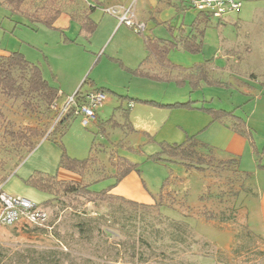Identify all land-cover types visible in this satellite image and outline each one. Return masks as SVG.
Here are the masks:
<instances>
[{
  "label": "rangeland",
  "instance_id": "374dc122",
  "mask_svg": "<svg viewBox=\"0 0 264 264\" xmlns=\"http://www.w3.org/2000/svg\"><path fill=\"white\" fill-rule=\"evenodd\" d=\"M113 2L74 0L64 5V13L57 23L62 31L42 25L35 28L37 25L28 19L12 16L0 5V55L22 52L29 61L40 66L43 77L52 86L64 92L61 101L80 88L83 93L104 88L107 96L96 119L104 122V130L95 124L96 120L85 126L82 116H73L65 126L58 125L56 135L48 138L51 121L42 114L25 110L20 101H10L0 95V109L6 115L4 125L7 127L49 125L46 136L39 140L36 148L31 153H22L12 150L4 135L5 126L0 123V185L12 189L26 186L38 196L35 203L44 206L50 214L49 223L44 227H0V264H264V238L258 234L259 219L264 215V92L256 99L255 93L248 95L237 86L205 83L199 90L192 91L188 84L178 86L135 75L133 71L145 56L144 38L128 25H121L118 18L105 13L107 8L116 7ZM129 4L137 18L148 11L144 0H131ZM90 6L96 7L93 18L99 25L88 38L80 34L76 18L69 16L77 11H91ZM114 21L118 24L113 29ZM148 34V30L145 31L144 35ZM154 34L170 38L164 27ZM65 37L75 41L65 42ZM249 45L253 46L251 59ZM170 55L174 63L186 67L203 58L217 60L220 64L225 56L233 55L238 58L232 68L242 69L244 73L253 60L252 66L261 71L264 67V16L239 24L212 18L201 53L179 48ZM222 77L233 81L230 73ZM257 89L260 91L261 87ZM122 96L162 104L204 99L205 105L197 106L235 110L248 121L253 144L244 138L243 143L231 149L237 152L231 151L232 157L240 159L241 171L249 173L251 178L244 181L229 171L200 172L187 170L180 162L154 161L150 156L160 151L161 143H181L193 124L188 114L181 117L180 112L173 109L132 103ZM129 106H132L130 121L136 131L106 123L111 118L123 123L122 112ZM179 109L187 111L184 113L191 111ZM60 131L64 133L61 141ZM178 133L184 134V138L178 137ZM63 150L78 159L95 157L110 175L114 174L110 165L113 156L138 164L140 173L130 174L113 193L153 204L166 184L164 206L143 211L120 207L118 203L81 204L64 196L45 206L44 201L53 199L52 196L32 189L24 180L35 172L79 180L77 174L59 168ZM218 156L230 158L227 154ZM101 175H104L103 170L90 173L87 181ZM114 182L113 178L96 181L91 189L100 191ZM14 192L7 193L16 195Z\"/></svg>",
  "mask_w": 264,
  "mask_h": 264
},
{
  "label": "trees",
  "instance_id": "16d2710c",
  "mask_svg": "<svg viewBox=\"0 0 264 264\" xmlns=\"http://www.w3.org/2000/svg\"><path fill=\"white\" fill-rule=\"evenodd\" d=\"M67 1H65L64 5H70L74 2ZM2 3L10 8L12 16L21 15L28 19L30 23L37 25L35 28L42 25L53 30H58L55 23L63 13L62 0H3ZM181 3L186 4L184 2ZM188 7L191 6L189 5ZM93 8L95 7H92L91 11L77 12L79 13L78 15L77 13H72L71 15V18L74 16L80 25V34H85L88 38L92 37L98 27L97 22L91 17ZM212 18L213 16L211 14L198 12V16L193 22L190 32L186 35L180 28L178 35L173 39H165L141 33L144 38L146 56L133 73L159 82H173L178 86L188 84L192 88V91L199 90L203 83L209 86H221L222 83L214 80L211 76L209 61L196 64L191 68H186L174 63L170 59V53L179 48L193 54L201 53L205 32ZM167 29L173 34L175 27L167 25ZM64 40L65 42L75 41L67 37ZM153 64L159 70L151 73L147 68ZM93 91L104 92V88H96ZM77 94H84L81 88L77 91ZM0 95L10 101H20L25 110L42 114L48 122L52 119L51 105L56 99L62 96L60 89L52 86L43 77L40 66L29 61L20 51L0 55ZM122 98L129 99L132 103L141 102L159 108L201 110L210 115L213 121L226 125L240 135L250 136V131L247 128L245 120L237 115L235 111L197 106L196 101L162 104L156 101L134 99L128 96H122ZM119 109L123 110L120 107ZM131 110L132 106H129L127 110H123V123L118 122L115 118H111L106 123L112 125V127L127 129L129 132L136 131L130 121ZM73 116H76L74 110L63 119L59 126H65ZM97 118L98 116H96ZM5 121L6 115L0 109V123H3V126H5L4 135L9 139L14 152L31 153L38 145L39 140L46 136L49 128L47 124L45 127L28 125L15 129L13 126L9 128L4 125ZM95 124L104 130L105 124L103 121L98 119ZM58 127L50 132L48 138L56 135L54 132ZM63 135L64 133L61 132L60 141ZM53 139L56 140L57 138L54 136ZM150 158L158 162H180L187 170L206 172L207 169H213L232 172L234 175L244 179V181L251 178L249 173L241 171L240 159L238 157H232L227 160L219 159L216 155L215 148L202 142L197 135L188 136L181 144L161 143L160 151L151 155ZM110 165L114 169V174L112 175L108 173L106 166L99 164L95 157L89 156L86 159H78L71 157L63 150L59 160V167L77 174L80 177L79 180H61L55 175L35 172L25 179L24 183L29 187L52 196L53 199H48L44 202L45 206H49L53 200H58L62 196L79 201L81 204L118 203L120 207H130L134 210L143 211L152 210L153 208L159 209L164 206L165 200H163V196L167 188L166 184L163 185L158 198L153 204L139 203L124 196L114 194L113 190L118 184L133 172L140 173V169L138 164H134L127 158L120 156L118 158L111 157ZM102 170L103 176L101 175L97 179L91 180V182L89 180V182L87 181L90 173L96 174L97 171L100 173ZM108 178H113L115 181L114 184L100 191L91 189L92 184L96 181H105Z\"/></svg>",
  "mask_w": 264,
  "mask_h": 264
},
{
  "label": "crops",
  "instance_id": "0c3cea01",
  "mask_svg": "<svg viewBox=\"0 0 264 264\" xmlns=\"http://www.w3.org/2000/svg\"><path fill=\"white\" fill-rule=\"evenodd\" d=\"M65 1L66 0H62L63 6H64ZM68 1L73 2L74 0H68ZM95 1H98V0H95ZM113 1H115L113 3H115L114 5H116V6L117 5L118 6H128V5H130L129 3L131 0H113ZM144 1L146 3H148V7H147L148 11H144L143 17L137 18V16H136L137 13L135 14V16H136L138 21L146 23V26H147L146 31L148 30L149 36H156L154 34L155 31H157L161 27H164L167 29V25H171V26L175 27L173 34H171L167 29L168 33L170 34V36H169L170 38H168V39H173L174 37H176L178 35V30L180 28L187 35L190 32V29H191L193 22L195 21V19L198 16V11H196L195 9H193L191 7H188L189 5L183 4L177 0H144ZM242 1H243V5H242L240 10L228 14L223 20H219V19L218 20L220 22H226L227 23L230 21L234 24H239V23H245V22L251 21L252 19H255L257 17L261 18L262 16H264L263 15L264 14V0H242ZM2 2H3V0H0V5L5 6V8L11 13L10 8H8ZM92 7H94V6H90L91 9H92ZM77 12H83V11H77ZM95 12L96 11L93 8V12L91 13V17L95 22H97L93 18V15ZM63 13H64V11H63ZM63 13H62V15H63ZM60 17L57 19L55 26L61 30V28L57 26V23H58V20L60 19ZM69 18H71V15L69 16ZM147 21H149V24ZM97 24L99 25V22H97ZM117 24L118 23L116 21H114L113 29L117 26ZM78 25H79V23H78ZM79 27H80V25H79ZM157 37H159V36H157ZM160 38L166 39L167 37H160ZM248 50H249L248 53L250 54V59H251L253 56V46L249 45ZM9 52H13V51H9ZM2 55H4V54H2ZM145 56H146V51H145ZM145 56L141 59V61L145 58ZM237 58L238 57H235L233 55L232 56H225V60H223L224 62L222 61L220 63L221 65L219 64V62L217 60L216 61L213 59H207L206 60V58H203V60H201L199 62H195L190 67H186V66H183V67L191 68L196 64H201V63H204L206 61H209L211 76L214 80L220 81L222 83V85H224V86L227 85L231 88L233 86L234 87L237 86V88L241 89L242 91H244L248 95H253V93H255L254 97L256 99H258L259 93L264 92V80L262 81V79H264V67L261 68L262 69L261 71L260 70L257 71V70H255V67L252 66V64H254V61L250 60V63H249L250 66L248 67L247 71L244 73H241L242 69L232 68V64L237 63V61H236ZM170 59L172 60L171 55H170ZM245 59H247V58H245ZM247 60H249V58ZM141 61L139 62V66H140ZM147 69L151 73L157 72L159 70L155 64L148 67ZM225 73H230L231 76L233 77V81L224 80V78L222 77V74L224 76ZM257 87H261V90L259 91L257 89ZM61 94H62V96H64V92L61 91ZM195 101L197 102V104H199V103L204 104L205 102H207L204 99L203 100L197 99ZM142 104H144V103H142ZM206 107H208V106H206ZM209 108H212V107H209ZM214 109H217V108H214ZM174 111L180 112L181 117H184V114H188L186 116L189 118V122H191L193 124V128L191 130H189L188 132H185V140L187 139L188 136H194V135H197L198 137L200 136V139H202L201 140L202 142L209 144L215 148L216 155L218 158H219V156H218L219 153L224 154V155L227 154L226 157L232 158L233 152H231V151H234V150H231V149L235 148L237 144H241V142L243 143L244 138L250 139L252 144H253V136L251 133V128L248 125V121L242 116H240V117H242L245 120L247 128L250 131V133H249L250 136L240 135V134L236 133L235 131H233L232 129L228 128L226 125H224L220 122L213 121L211 116L208 115L207 113L198 112V110H194V111L191 110V111H188V113H184L187 111L183 110V109H178V110L173 109V112ZM226 111H228V110H226ZM230 111H235V110H230ZM235 113H236V111H235ZM178 137L184 138V134L178 133ZM184 141H181V143H183ZM181 143H178V144H181ZM234 152L237 153L236 151H234ZM230 158H226V159H222V160H227ZM219 159H221V158H219ZM62 170H64V169H62ZM47 174H49V173H47ZM55 176L58 177V175H55ZM25 179H27V178H25ZM59 179H61V178H59ZM61 180H66V179H61ZM73 181H77V180H73ZM0 187L2 188V190H5V192H9L12 194L13 191H15L14 193L16 194V196H22V197L28 198L32 201L34 200V202H35V198L38 197L36 195V193H33L34 191L26 188V186L25 187L17 186L14 189H12V188L3 187V185L1 184ZM32 189H34V188H32ZM46 201H44V202H46ZM261 216L262 217L259 219L260 230H259L258 234H261V237L264 238V215H261ZM255 223H256V220H255Z\"/></svg>",
  "mask_w": 264,
  "mask_h": 264
},
{
  "label": "built area",
  "instance_id": "2783aa9c",
  "mask_svg": "<svg viewBox=\"0 0 264 264\" xmlns=\"http://www.w3.org/2000/svg\"><path fill=\"white\" fill-rule=\"evenodd\" d=\"M191 6L198 12L211 14L213 18L223 20L228 14L241 9L242 0H177ZM105 13L118 18L120 24L128 25L139 34L146 31V23L137 20L132 6L109 7ZM107 96L102 91H92L84 94L77 92L65 101L56 99L51 105L53 131L63 119L74 110L76 116L83 117V124L87 126L96 120L97 111L103 108ZM50 131V132H51ZM50 214L45 207L34 201L11 195L0 187V227L27 225L44 227L49 223Z\"/></svg>",
  "mask_w": 264,
  "mask_h": 264
}]
</instances>
